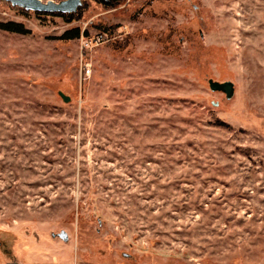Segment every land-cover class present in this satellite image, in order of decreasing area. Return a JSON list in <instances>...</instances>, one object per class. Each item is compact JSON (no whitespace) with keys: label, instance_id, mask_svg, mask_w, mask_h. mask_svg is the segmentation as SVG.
Returning a JSON list of instances; mask_svg holds the SVG:
<instances>
[{"label":"rangeland","instance_id":"rangeland-1","mask_svg":"<svg viewBox=\"0 0 264 264\" xmlns=\"http://www.w3.org/2000/svg\"><path fill=\"white\" fill-rule=\"evenodd\" d=\"M0 22V264H264V0Z\"/></svg>","mask_w":264,"mask_h":264},{"label":"water","instance_id":"water-1","mask_svg":"<svg viewBox=\"0 0 264 264\" xmlns=\"http://www.w3.org/2000/svg\"><path fill=\"white\" fill-rule=\"evenodd\" d=\"M3 1L9 2L12 6L19 7L27 11L61 13V14L74 13L76 12L77 8L81 5V0H66L62 3H54L52 1L42 3L39 0H3ZM208 84L212 92L224 93L226 99H230L234 95V85L229 81L223 83L209 81Z\"/></svg>","mask_w":264,"mask_h":264},{"label":"trees","instance_id":"trees-1","mask_svg":"<svg viewBox=\"0 0 264 264\" xmlns=\"http://www.w3.org/2000/svg\"><path fill=\"white\" fill-rule=\"evenodd\" d=\"M0 1H3V0H0ZM96 1H98L100 4L107 6V7H111L114 4H116V0H96ZM3 2L8 3L10 6H12L9 2H6V1H3ZM81 2H82V0H81ZM12 7L18 8V9L23 10V11H27V10L19 8V7H15V6H12ZM79 8H80V6L77 8V10ZM77 10H76V12H77ZM76 12L69 13V14H61V13H47V12L36 11L35 13L43 14V15L45 14V15L65 16V17H69V21H72L74 19V15ZM0 31L7 32V33H13V34H21V35H25V34L29 33V31L22 24L15 23V22H5V23L0 22ZM80 36H81L80 30L79 29H73L70 31H66L60 37V39L68 41V40L78 39V38H80ZM84 36H87V33H85Z\"/></svg>","mask_w":264,"mask_h":264},{"label":"built area","instance_id":"built-area-1","mask_svg":"<svg viewBox=\"0 0 264 264\" xmlns=\"http://www.w3.org/2000/svg\"><path fill=\"white\" fill-rule=\"evenodd\" d=\"M108 39V35H107V33H101V34H99L97 37H95V39L93 40V41H86V44L89 46V44H92V43H95V44H100V43H102V42H104V41H106ZM83 71H84V75L86 76V77H88L89 76V74H90V69L87 67V66H85L84 68H83Z\"/></svg>","mask_w":264,"mask_h":264}]
</instances>
